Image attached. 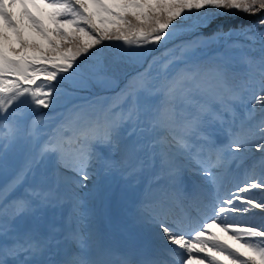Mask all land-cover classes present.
I'll list each match as a JSON object with an SVG mask.
<instances>
[{"label":"snow or ice","instance_id":"6c2138e0","mask_svg":"<svg viewBox=\"0 0 264 264\" xmlns=\"http://www.w3.org/2000/svg\"><path fill=\"white\" fill-rule=\"evenodd\" d=\"M17 3L46 46L24 37L12 12ZM29 5L48 9L54 27H45ZM236 13L259 18L206 31ZM0 21V161L21 141L36 148L0 189V264H46L49 246L61 241L71 248L58 264H264V0H0ZM3 27L12 30L18 48ZM215 45L239 49L238 64L227 54L195 55ZM161 48L163 57H152L118 102L73 104L49 123L43 110L103 81L109 58L147 60ZM157 64L161 70L151 75ZM137 131L153 134L148 147L159 160L156 187H148L135 213L153 234V254L133 261L114 253L88 227L79 200L63 226L42 229L47 213L62 204V178L70 174L84 187L99 172L132 177L140 171L131 157L139 145L127 144ZM253 151L259 157L245 164ZM42 160L55 165L52 182L44 177L24 186ZM233 164L243 167V179L222 196ZM189 174L207 188L195 184L189 194ZM27 220L35 223H17ZM214 228L230 233L250 255L221 241Z\"/></svg>","mask_w":264,"mask_h":264},{"label":"rangeland","instance_id":"374dc122","mask_svg":"<svg viewBox=\"0 0 264 264\" xmlns=\"http://www.w3.org/2000/svg\"><path fill=\"white\" fill-rule=\"evenodd\" d=\"M42 7V5H41ZM29 10L37 16V18H39L40 20H42L43 24L45 27L47 28H52L54 27V25L51 23V21L48 20L46 13H44L43 15L39 14L38 10L36 8H33L31 5H29ZM46 11H48V9H45ZM22 8L20 6L19 3L13 5L12 7V12L14 15V18L17 20V22L20 24V27L22 29L23 35L24 37L29 40V42L33 39H37V38H41L40 34L34 30L31 26H30V22L27 20L26 17L21 18V13ZM2 21H0V25H2ZM3 31L5 32V34H7L10 38H11V43L15 46L18 45V43H16V38L14 33L12 32L11 29H8L7 27H3ZM39 34V35H38ZM63 107H56L53 110H43L45 112H47V119L50 121L52 120V118H55L57 114H61L63 112ZM38 116L40 115L39 113L37 114ZM35 117H33L34 119ZM50 131V129H47ZM130 129H126L125 130V134L127 133V131H129ZM153 134H149V133H140L139 131H137L134 135H132L131 137L127 138V144L129 145L130 148H136L137 145H139L138 148H136L135 151L131 152V157H132V161L134 165H140V161L139 160H133V157L137 154L138 156L141 155V153L143 152L144 149L151 151L152 149L148 147V143L153 139ZM226 142V140H225ZM26 152H27V156L29 158H32L35 156L36 154V148L31 144L27 142L26 145ZM259 153H256L253 151V153L251 154L250 157L246 158L245 160V164H251L253 162V160L257 159L259 157ZM2 163V164H1ZM55 165L52 161L49 160H42L38 165H36L34 171H35V175H32L31 173L28 174V176L26 177V181L25 182H29L30 185H35L37 183H39L41 181L42 178L47 177L48 182L51 183L52 180L54 179L52 173H53V169H54ZM4 168V161H0V171ZM140 168V167H139ZM141 168L140 171L141 172ZM243 167H241L240 169H237L235 166L232 168L231 172H229L228 174H226L228 176V178L233 179L235 181H233L231 183V188H228V190H234V185L238 182V180H242L243 179ZM138 172V173H139ZM142 173V172H141ZM117 173H113V174H109V178H113L119 175H116ZM96 175V174H93ZM92 175V177H93ZM225 175V176H226ZM78 178H74L71 177V175L69 174V176L64 177L61 179L60 185H59V189L58 190H62L64 187L62 186V184H64V181L69 182L72 187L70 188L73 197L76 200H79L81 202L84 201L85 203L88 202V197L85 193V188H90V186L92 185L91 183L93 182L92 179L88 180L86 182V186L81 187L78 186L75 182V180ZM200 185L204 186L205 183L200 181L199 182ZM75 186V187H74ZM103 189H104V185H103ZM227 190V191H228ZM211 231L215 232L216 236L223 242L227 243V241L225 240V234L224 232H222L219 228H214ZM228 235L230 236L231 234L228 233ZM233 241V240H232ZM235 243V245L237 246L236 249H238L241 252H245L246 255H250V253H247L245 249L240 247V244L233 241ZM234 246V245H233ZM219 259H223V257H218ZM258 259V257H257ZM224 264H230L229 261H224Z\"/></svg>","mask_w":264,"mask_h":264},{"label":"trees","instance_id":"16d2710c","mask_svg":"<svg viewBox=\"0 0 264 264\" xmlns=\"http://www.w3.org/2000/svg\"><path fill=\"white\" fill-rule=\"evenodd\" d=\"M259 17L258 16H248L241 13H236L233 16H225L218 18L210 27V29L206 31H211L212 29H215L218 25L222 26L225 30L229 28H238L241 25H249L253 24ZM189 36H183V40L189 39ZM242 40V38H240ZM182 40L175 41V44H180ZM243 43H247L246 41H243ZM175 44H169L168 48H173ZM259 46H257L258 48ZM166 49L161 48L157 51H154L151 56L147 58V62H150L152 60V57L160 58L164 55V52ZM247 51V49H245ZM238 52L239 49H230L226 52V46L224 45H215L211 49H204V50H198L196 52V56H202L205 58L208 57H216V56H222V55H230L233 56L235 59V62L238 64ZM251 55L258 56L259 51L252 52ZM139 60L136 58H129V59H112L109 58L106 61L105 64V77H111L114 80V85L110 88H104L102 87L100 82H91L90 85L87 87L88 93H98L100 92L101 95H106L107 97H112L117 94V91L124 89L134 78L137 77L139 73H144L145 70L148 69L147 64L143 66L141 69H137V66L140 64L138 63ZM161 70L160 65H153L151 71L152 74H156ZM121 82L120 85L118 83ZM105 90H107V93H105Z\"/></svg>","mask_w":264,"mask_h":264},{"label":"bare ground","instance_id":"6f19581e","mask_svg":"<svg viewBox=\"0 0 264 264\" xmlns=\"http://www.w3.org/2000/svg\"><path fill=\"white\" fill-rule=\"evenodd\" d=\"M224 137H221V139H223ZM27 144V142H24V141H21L18 145H17V151H15L14 153H10V151H9V153H8V156H7V158H6V160H5V167L3 168V171L2 172H0V182H2V180H4L5 179V177H10V179L7 181V182H5L4 183V186H3V188H5L7 185H9L12 181H13V179L17 176V174L24 168V166H25V164H26V162L28 161V157H27V153H26V147H25V145ZM13 151H14V149H12ZM11 150V151H12ZM144 158H148L147 157V154H146V150L144 151ZM2 164V163H1ZM153 167L152 166H149V169L151 170ZM159 173V171H156V174L153 176V177H151L148 181H151V180H153V179H155L156 177H157V174ZM105 180V177L104 176H100V177H98L97 175H95V177H94V179H93V181H94V184L96 183V182H99V183H101V182H103ZM113 182H114V180L110 183V185H109V187H108V191L103 195V198L102 199H104L105 200V202H106V194L108 193H110V190L112 189V186L111 185H113ZM161 183H163V181H160ZM225 183V181H223V184ZM222 184V185H223ZM147 185V184H146ZM24 186H25V184H24ZM156 187V185L155 186H153V188H155ZM2 188V189H3ZM92 188V187H91ZM88 192L91 194V197H92V199L95 201V203H98V201H97V199H96V196L95 195H93V192H94V190L93 189H90V190H88ZM121 192V190H118V191H116V196L113 198L114 199V202H111L110 201V203L111 204H118V206L120 207V209L121 210H123L124 209V211H125V206L127 205V200H126V198L125 197H122V196H120L119 195V193ZM128 193V192H127ZM18 194V193H17ZM113 194H115V193H113ZM97 201V202H96ZM104 205L105 204H103V207H104ZM114 207H115V205H113ZM109 208H111L110 206H108L107 207V209H106V212H109ZM117 209H118V207H117ZM55 209H53V210H51V214H50V217L52 216V214H53V211H54ZM123 212V211H122ZM46 222V224L49 222V223H52V221H53V218H50L49 220H45ZM54 222V221H53ZM61 226H63V225H61ZM91 230H92V228H91ZM103 243V242H102ZM56 244V243H55ZM153 244H154V242H153ZM153 244H152V246H153ZM115 253L116 254H119V255H124V256H127V253H126V251H124V250H121V249H117V250H115ZM50 254L52 255V256H60V255H62L63 257H65L67 254H65V253H63V248L62 247H57V248H55L54 250H52V247H51V252H50Z\"/></svg>","mask_w":264,"mask_h":264}]
</instances>
